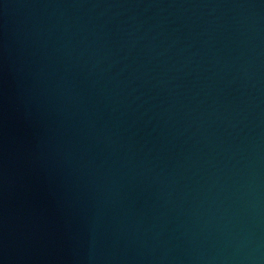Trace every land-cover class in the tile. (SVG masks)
Returning a JSON list of instances; mask_svg holds the SVG:
<instances>
[{
	"label": "water",
	"instance_id": "1",
	"mask_svg": "<svg viewBox=\"0 0 264 264\" xmlns=\"http://www.w3.org/2000/svg\"><path fill=\"white\" fill-rule=\"evenodd\" d=\"M0 264H264V0H0Z\"/></svg>",
	"mask_w": 264,
	"mask_h": 264
}]
</instances>
